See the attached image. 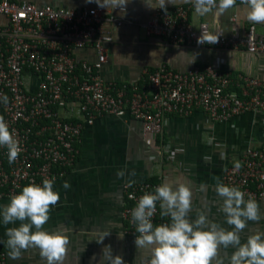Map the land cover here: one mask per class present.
Wrapping results in <instances>:
<instances>
[{
    "label": "built area",
    "instance_id": "obj_1",
    "mask_svg": "<svg viewBox=\"0 0 264 264\" xmlns=\"http://www.w3.org/2000/svg\"><path fill=\"white\" fill-rule=\"evenodd\" d=\"M238 5H242L237 0ZM175 6L156 13L142 25L146 35H161L171 45L194 48L217 47L264 55V27L247 24L242 36H220L214 45L197 44L205 23L193 29L187 9ZM121 11L120 8L115 9ZM0 115L19 141L21 152L10 164L7 149L0 147V201H10L24 186L54 184L72 168L83 127L104 117H128L140 125L141 140L150 145L161 133L164 117L200 110L211 123H226L245 114H264V67L259 77L231 75L211 66L175 72L164 65L144 71L140 83L115 82L100 76L106 62L104 44L110 42L104 25L129 24L102 8L78 10L36 6L27 2L0 0ZM87 51L93 58L80 56ZM241 163L239 170L234 164ZM221 181L237 186L244 198L262 204L264 214V139L244 147L238 159L227 166ZM121 185L119 218L122 234L136 239L131 211L138 198L154 192L158 182ZM159 203L152 221L168 223L160 216ZM0 264L6 254L0 247Z\"/></svg>",
    "mask_w": 264,
    "mask_h": 264
},
{
    "label": "crops",
    "instance_id": "obj_2",
    "mask_svg": "<svg viewBox=\"0 0 264 264\" xmlns=\"http://www.w3.org/2000/svg\"><path fill=\"white\" fill-rule=\"evenodd\" d=\"M8 1L73 10L101 8L94 0L91 3L88 0ZM190 5L184 0H176L175 4L166 0L165 7L167 11L175 6L190 8ZM237 8H243V5L236 4L220 17L222 36H242L245 26L254 24L245 20ZM102 9L129 23L119 27L104 25L110 37V42L104 44L106 62L100 71L105 80L140 83L144 71L155 70L159 65L175 72L209 65L231 75L259 77L263 73L264 55H248L241 50L217 47L171 45L161 35H146L141 26L156 13L165 11L150 7L146 0H128L125 10L120 12L107 7ZM187 11L188 23L193 29L205 23L209 31L213 30L212 14L201 17L194 10ZM3 24L5 19L0 17V26ZM254 25L257 30L264 27V24ZM79 54L93 58L87 51ZM263 139L262 113L245 114L217 124L208 121L200 110H192L185 116L169 114L164 117L161 133L150 145L142 142L140 125L136 121L128 117H100L83 127L72 168L54 184L53 190L59 193L60 200L51 208L50 219L43 230L62 231L67 235L69 243L63 264H100L102 249L108 245L114 256L123 258L124 264H140L141 256L147 259L149 253L137 249L135 239L122 234L123 223L119 218L121 185L128 179H134L135 183L158 182L159 185L164 182L173 185L183 183L193 193L190 219L196 218L197 210H203L210 219L228 228L218 209L214 178L218 176L221 179L224 169L238 159L244 147L256 146ZM120 170H125L124 178L117 177L116 173ZM133 170L136 176L130 177L128 173ZM64 182L71 187L65 190ZM201 183L207 185L205 192L200 191ZM9 202L0 201V208ZM257 202L263 214L262 204ZM19 223L4 225L0 217V247L6 254V264H45L38 249L28 250L20 260L9 259L4 244L6 229L18 227ZM257 231L264 232V218L258 223L248 222V227L241 233L242 242ZM103 233L109 235L98 243ZM232 251V248L221 249V255H230Z\"/></svg>",
    "mask_w": 264,
    "mask_h": 264
},
{
    "label": "clouds",
    "instance_id": "obj_3",
    "mask_svg": "<svg viewBox=\"0 0 264 264\" xmlns=\"http://www.w3.org/2000/svg\"><path fill=\"white\" fill-rule=\"evenodd\" d=\"M93 2V0H88ZM101 8L125 10L128 0H94ZM150 7L166 10V0H146ZM176 0H167L175 4ZM191 3L197 15L204 17L212 14V31H203L197 38V44L214 45L218 43L223 32L219 19L229 9L236 7L237 0H184ZM243 8H237L245 20L254 24H264V0H240ZM152 55V54H151ZM0 102L9 104L6 94H0ZM0 147L7 149L10 164L14 163L20 152L19 141L9 130L4 117L0 115ZM241 163L234 164V170L241 168ZM124 178L125 170L116 173ZM135 177L133 170L128 173ZM214 191L219 198L218 209L223 214V223L210 219L203 210H197L194 220L192 212V190L183 183L173 185L164 182L138 198L131 211V223L138 233L135 239L137 249L147 250V259L141 256L140 264H264V232H254L242 242L241 233L248 227V222H259L264 218L259 203L245 199L244 193L237 186L224 184L220 177H215ZM54 181L44 179L41 185L30 183L24 186L19 194L12 195L10 202L0 208V217L4 225L20 222L18 227L6 229V241L9 259L20 260L30 249H38L45 264H63L69 239L62 231L48 232L43 230L50 219L51 208L60 200L54 191ZM134 179H128L126 186L131 187ZM71 185L64 182L63 188ZM207 185L201 183L200 191L205 192ZM159 203L160 216L168 217V223L154 225L152 217ZM34 229V231H33ZM109 233L101 234L98 243H102ZM232 248L230 255H221V249ZM95 260V256L92 257ZM100 264H124L121 256H114L111 246L102 249Z\"/></svg>",
    "mask_w": 264,
    "mask_h": 264
},
{
    "label": "trees",
    "instance_id": "obj_4",
    "mask_svg": "<svg viewBox=\"0 0 264 264\" xmlns=\"http://www.w3.org/2000/svg\"><path fill=\"white\" fill-rule=\"evenodd\" d=\"M148 71H151V70H148ZM151 182V181H150Z\"/></svg>",
    "mask_w": 264,
    "mask_h": 264
}]
</instances>
